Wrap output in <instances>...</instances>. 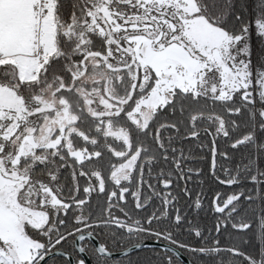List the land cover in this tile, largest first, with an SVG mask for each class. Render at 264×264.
Wrapping results in <instances>:
<instances>
[{
  "label": "snow or ice",
  "instance_id": "1",
  "mask_svg": "<svg viewBox=\"0 0 264 264\" xmlns=\"http://www.w3.org/2000/svg\"><path fill=\"white\" fill-rule=\"evenodd\" d=\"M185 254L264 264V0H0V264Z\"/></svg>",
  "mask_w": 264,
  "mask_h": 264
},
{
  "label": "water",
  "instance_id": "2",
  "mask_svg": "<svg viewBox=\"0 0 264 264\" xmlns=\"http://www.w3.org/2000/svg\"><path fill=\"white\" fill-rule=\"evenodd\" d=\"M149 243H153V241H152V242H149ZM187 261H188V258L184 256V258H183V263H184V264H187Z\"/></svg>",
  "mask_w": 264,
  "mask_h": 264
},
{
  "label": "trees",
  "instance_id": "3",
  "mask_svg": "<svg viewBox=\"0 0 264 264\" xmlns=\"http://www.w3.org/2000/svg\"><path fill=\"white\" fill-rule=\"evenodd\" d=\"M142 255H147L149 253L145 252V253H141ZM176 264H179V261L176 262Z\"/></svg>",
  "mask_w": 264,
  "mask_h": 264
},
{
  "label": "flooded vegetation",
  "instance_id": "4",
  "mask_svg": "<svg viewBox=\"0 0 264 264\" xmlns=\"http://www.w3.org/2000/svg\"><path fill=\"white\" fill-rule=\"evenodd\" d=\"M149 242H152L151 240ZM185 257H187V254L184 255ZM188 258V257H187ZM184 264V263H183Z\"/></svg>",
  "mask_w": 264,
  "mask_h": 264
}]
</instances>
